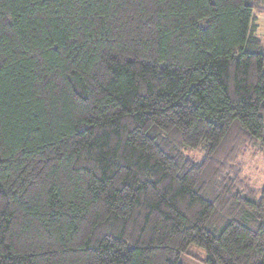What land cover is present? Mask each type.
Listing matches in <instances>:
<instances>
[{
    "label": "trees",
    "instance_id": "obj_1",
    "mask_svg": "<svg viewBox=\"0 0 264 264\" xmlns=\"http://www.w3.org/2000/svg\"><path fill=\"white\" fill-rule=\"evenodd\" d=\"M257 13L0 0V264H264Z\"/></svg>",
    "mask_w": 264,
    "mask_h": 264
},
{
    "label": "rangeland",
    "instance_id": "obj_2",
    "mask_svg": "<svg viewBox=\"0 0 264 264\" xmlns=\"http://www.w3.org/2000/svg\"><path fill=\"white\" fill-rule=\"evenodd\" d=\"M258 37L264 43V13H257ZM191 158L196 161L202 159V155L198 152H188ZM243 170L247 178L256 187L264 186V155L255 151H248L242 157ZM206 253L198 246H191L188 254L183 255L184 264H205Z\"/></svg>",
    "mask_w": 264,
    "mask_h": 264
}]
</instances>
